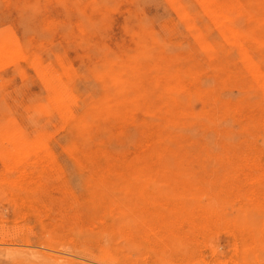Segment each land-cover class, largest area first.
Returning <instances> with one entry per match:
<instances>
[{
	"label": "rangeland",
	"instance_id": "obj_1",
	"mask_svg": "<svg viewBox=\"0 0 264 264\" xmlns=\"http://www.w3.org/2000/svg\"><path fill=\"white\" fill-rule=\"evenodd\" d=\"M0 264H264V0H0Z\"/></svg>",
	"mask_w": 264,
	"mask_h": 264
}]
</instances>
